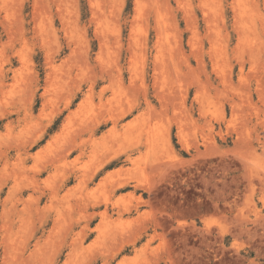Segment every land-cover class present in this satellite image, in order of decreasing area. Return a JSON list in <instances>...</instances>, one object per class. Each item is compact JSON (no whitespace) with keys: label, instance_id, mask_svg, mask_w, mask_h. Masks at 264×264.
Returning a JSON list of instances; mask_svg holds the SVG:
<instances>
[{"label":"rangeland","instance_id":"rangeland-1","mask_svg":"<svg viewBox=\"0 0 264 264\" xmlns=\"http://www.w3.org/2000/svg\"><path fill=\"white\" fill-rule=\"evenodd\" d=\"M0 264H264V0H0Z\"/></svg>","mask_w":264,"mask_h":264}]
</instances>
